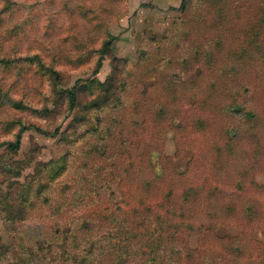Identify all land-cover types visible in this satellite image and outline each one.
I'll use <instances>...</instances> for the list:
<instances>
[{
  "label": "rangeland",
  "instance_id": "rangeland-1",
  "mask_svg": "<svg viewBox=\"0 0 264 264\" xmlns=\"http://www.w3.org/2000/svg\"><path fill=\"white\" fill-rule=\"evenodd\" d=\"M180 5L0 0V264H264L263 159L245 166L251 150L240 134H224L232 143L220 152L210 146L220 138L211 118L221 115L207 107L214 88L245 82L232 96L257 108L264 133V76H254L264 59L251 70L240 64L264 52V0ZM202 113L205 147L192 154L176 142ZM21 130L20 147L8 149ZM169 165L235 192V210L214 213L213 197L203 200L209 213L190 229L193 201L179 240L168 242L163 225L148 242L137 200L151 168Z\"/></svg>",
  "mask_w": 264,
  "mask_h": 264
},
{
  "label": "trees",
  "instance_id": "trees-1",
  "mask_svg": "<svg viewBox=\"0 0 264 264\" xmlns=\"http://www.w3.org/2000/svg\"><path fill=\"white\" fill-rule=\"evenodd\" d=\"M185 2L186 0H181V8L185 6ZM262 13V16H264V11ZM247 30L248 27H245L242 30L243 35ZM244 38L242 43L239 45L241 48L246 47L247 43H250L249 40L247 42V39L245 38L244 40ZM235 39L239 41L238 39L241 38L237 37ZM108 44L109 42H106V44H104L103 46V55L109 49ZM250 55L252 58L254 56L253 60L250 58V60H248L247 62L240 63L242 64L241 69L243 71L246 69L251 70L256 68V64L258 63L257 61L260 58L264 59V52L261 51L257 53H251ZM101 61L102 56L99 58L98 64L93 73H97V71L101 67ZM233 66L228 68V73L236 71ZM225 72L226 71H224V77ZM254 76L255 78L258 76H264V72L262 71V69H258V71H254ZM257 82L258 81L253 83V89H256L257 86L260 87V83ZM247 85L248 84L245 82L242 84L235 82L234 84H229V86L221 85L220 88L216 87V90L214 88L213 93L216 92L214 94V100H212V103L208 104L207 107H210V110L214 114L221 115V117L218 118L214 117L215 115H213V118H211V123L216 126V131L220 133V138L214 139L210 146H214L220 152L221 147L224 148L226 146H230V143H232L228 140L222 141L224 137H226L224 134L228 135V133H230V135H234V138L239 137V134L242 135L243 137L247 138V142L249 143L248 152L250 150L251 152L248 154V156L250 157H248L247 162L242 158L244 153L241 155L240 159L245 163V166L247 168L254 169L255 165H257L262 159L263 160L260 161L259 165L264 164V157L259 156V154L264 155V133L262 128L259 126L260 118L257 113V108H246L244 107L243 102L238 103L236 100V96H232L236 91H244ZM262 89H264V86ZM68 98L69 108L73 109L75 107L76 99L74 89H71L68 92ZM202 114L193 117L190 122L193 133H191V135L188 137H186L185 134L180 135V139L178 140V142H176L177 147L184 145L185 147L182 150L192 151V154H196L197 151L202 150L203 147H205V129L206 127H208V121H206L207 116H204V114ZM223 117L227 118L225 122H223ZM237 117H239V120H241L242 122L244 121L246 123L252 124V126H255L256 128L254 129V132L247 133L245 124H243V126H237L231 123L236 122ZM227 123L231 124L226 125ZM233 127L235 128L234 131L230 129ZM21 135L22 130L17 133L14 141H9L4 144L8 147V149L17 150L20 147ZM1 145L2 144L0 143V146ZM254 159H256V161ZM151 170L152 177L144 182L146 195L139 197L137 200V203H140V206L144 207L143 211L145 213L144 216L147 224L146 226H143L142 229L147 232V236H151L148 242H156V231L154 229H162L163 225L168 228V231H166L165 233L166 240L168 242L179 240V237H182L180 235L181 231L179 229V225H182L181 218L185 214V208L189 210V208H191V204H193V201H199L200 207L198 206L196 208L197 210L193 212L194 214H192L195 215V218L194 216L188 214L186 215V219H188L189 221L190 229L191 224L195 222L194 220H198L201 217H204V215H206L205 213H209V211H207L204 206L203 208H201L203 205V200H207L213 197V204H217V211L214 213L222 212L227 209L231 213L235 210L233 201V198H235V192L224 193L220 188L217 180H215L217 183L202 181L201 178L196 177L197 174L195 173V171H189L188 174H186V171H180L174 165L166 166V168L163 167L161 170H156L153 167L151 168ZM130 212H134L136 214L137 210L133 209ZM136 216V219L133 221L137 223V225L142 227V222L144 219L139 218L140 214H136ZM197 225H200L199 228L203 230V232L201 231L199 235L203 236L204 230H206V228L204 229L203 226L199 223H197ZM186 237L187 235L184 233L183 239H186Z\"/></svg>",
  "mask_w": 264,
  "mask_h": 264
}]
</instances>
